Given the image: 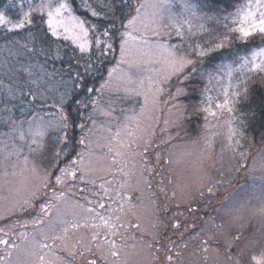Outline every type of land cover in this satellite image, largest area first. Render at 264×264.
I'll return each instance as SVG.
<instances>
[{"label": "snow or ice", "instance_id": "6c2138e0", "mask_svg": "<svg viewBox=\"0 0 264 264\" xmlns=\"http://www.w3.org/2000/svg\"><path fill=\"white\" fill-rule=\"evenodd\" d=\"M168 3L151 0L133 7L131 0H95V5L81 0L92 17L107 21L89 24L69 0L55 7L41 0L40 20L47 25L43 36L30 30L37 13L31 4L15 21L0 10V28L13 34L28 31L25 43L5 36L0 48V264H128L135 245L127 241L136 239L132 230L143 231L142 185L151 194L150 177L172 163L159 151L172 137L154 144L157 130L166 133L179 121H188L191 107L195 115L203 114V147L211 151L219 135L212 121L234 113L251 75L264 74V0H246L223 34L187 47L184 41L195 35L191 25L185 33L187 21L171 25L181 43L164 38L171 35L163 23ZM145 8L151 13L141 11ZM185 8L191 11L193 6L185 3ZM200 31L209 32L203 26ZM61 39L66 42L63 55L59 50L51 55V44ZM236 41L255 47L235 67L217 69L230 78L221 84L220 95H203L209 91L205 86L198 104L183 103L187 83L197 72L193 65ZM112 60L116 63L109 67ZM234 72L239 74L235 78ZM219 79L216 72L207 75L209 84ZM162 102L167 109L163 121ZM223 127L225 148L240 157L237 170L246 167L247 153L239 151L244 132L235 116ZM156 183L160 192L166 191L163 179ZM137 192L140 196L134 199ZM259 211L264 213V208ZM179 215L183 213L167 219L157 215L152 222L158 250L162 229L180 230L181 222L174 218ZM201 243L207 245L206 240ZM173 244L168 237L165 264H175L180 255ZM242 260L238 255L236 264ZM243 264H264V248L253 251Z\"/></svg>", "mask_w": 264, "mask_h": 264}, {"label": "rangeland", "instance_id": "374dc122", "mask_svg": "<svg viewBox=\"0 0 264 264\" xmlns=\"http://www.w3.org/2000/svg\"><path fill=\"white\" fill-rule=\"evenodd\" d=\"M45 2L52 3L55 7L60 0H45ZM150 2L151 0H131L133 7L139 3L148 4ZM40 3L41 0H15L11 4L17 13L13 20H17L22 11H28L29 4L33 8H37V12H39L38 5ZM185 3L192 5L193 9L187 10ZM245 3L246 0H238L230 8H216L217 11L213 8V15H206L203 9L206 5L199 0H169L164 12L163 23L169 25L171 35L164 38L169 43H181L171 25L174 22L187 21L188 23L184 24L185 33H188L189 25H191V32L195 35L184 41L185 47L192 43L214 40L218 34H223L226 31L224 25H231L237 9ZM74 9L76 15L80 16L76 12L77 8L74 7ZM141 11L150 14L152 9L145 8ZM44 19L46 20L47 17L44 16ZM81 19L84 18L81 17ZM89 24L92 23L89 22ZM201 26L208 29L209 32H201ZM237 43L240 42L236 41L230 46V51L222 50L221 53L224 55L215 59L210 67L204 64L205 60H198L193 65L197 72L187 83L188 93L182 98L183 103L198 104L203 99L202 92L205 86L209 91L203 95H210L213 99L220 95L221 84L228 83L230 78L226 75V71H217V69L227 64L235 67L239 64V57L248 56L255 47L253 45V47L244 48ZM237 47L240 49H236ZM190 58L196 59L195 57ZM212 72H216L220 79L213 80L209 84L207 75ZM202 73L204 74L203 78L201 77ZM238 75L236 72L233 73L234 78ZM234 78L232 79L233 84L236 83ZM252 79H254V83H260L264 89V74L253 73L247 83ZM245 87L247 88V84ZM244 97L245 94L241 89V95L236 99L234 105L235 112H225L219 122L212 121L213 124H218L215 130L219 132V135L216 137L211 151L203 147L200 130V126L203 124V114L195 115L196 113L191 107L186 114L190 115L188 121H179L166 133L157 130L154 144H159L168 136L172 137L159 149L162 157L172 163L163 165L162 172L157 169L159 174L150 177L152 180L151 194L147 191V187L142 185L144 188V211L141 213L143 231L132 230L136 239L129 238L127 243L135 245V248L129 249L132 255L128 264H165L164 256L168 254L166 250L168 237L174 240L173 247L180 253L175 257V264H236L238 255L242 256L243 264V261H246L253 251L258 253L261 248H264V229H261L256 216H254L257 209L264 204V139L257 140L248 130L244 108L239 106L240 103H244ZM220 99L222 100L223 97L221 96ZM164 100H167L166 96ZM166 111L162 102L161 121H163ZM233 115L236 118L237 126L241 127L244 132L241 138L242 147L239 151L247 153L246 167L239 170H237L240 163L238 153L225 148L226 129L223 124ZM161 127H163L162 123ZM153 162L155 163V161ZM145 175L148 174L145 173ZM160 179L164 180L165 192L159 191L160 185L156 181ZM135 182L136 178H133L132 183L135 184ZM209 188L212 189L211 195L208 192ZM173 193H175L174 198L172 197ZM137 196H140V192L134 194V199ZM166 207L171 208L172 211L165 212ZM157 209H160L158 213ZM193 209L195 210L193 211ZM176 212L183 213V215L174 217L180 220L181 228L178 232H174L170 228L166 231L162 229L158 237L160 246L158 250V243L153 241L157 230L152 228V222L157 218V215L167 219L173 217ZM130 219L132 223L137 222L135 217ZM128 235L131 237L132 233ZM237 235H239V240L234 239ZM204 240L207 241V245L201 243ZM254 241L256 243H253ZM149 242H152L151 248L148 247ZM204 247H207V251L203 250ZM56 251L67 259V253H61L59 249ZM77 264H80V261H77Z\"/></svg>", "mask_w": 264, "mask_h": 264}, {"label": "trees", "instance_id": "16d2710c", "mask_svg": "<svg viewBox=\"0 0 264 264\" xmlns=\"http://www.w3.org/2000/svg\"><path fill=\"white\" fill-rule=\"evenodd\" d=\"M15 0H0V10H6L8 15L12 18H16V10L13 9L11 6L12 3H14ZM202 4L206 5V7H203L204 13L206 15H213L214 9L217 11L216 8H230L232 7L238 0H199ZM70 3H73V6L76 7V12L84 19H87L91 23H107L105 21L104 17H92L86 9L82 6L81 0H69ZM91 2L95 5V0H91ZM79 5V6H77ZM214 8V9H213ZM40 13L37 12L34 17V24L31 26V31L36 32L39 31L40 36H43L46 32V25L42 23L40 20ZM93 21H90V20ZM103 29L101 28V31ZM28 35V31L18 30L17 34L13 33H7L4 28H0V48H3L6 41L5 36H7L8 40H19L21 44L25 43L23 37H26ZM55 40V38H53ZM64 42L61 40H56L55 43L51 44V55H55L57 50L60 51L61 55H63V45ZM238 45H241L240 47L244 48H250L253 47L254 44H248L247 42H240L237 43ZM240 47H237L236 49H240ZM231 47L223 49L225 51H230ZM235 49V48H234ZM222 51V50H221ZM221 51L211 58L210 60H205L204 64L208 67L213 64V61L215 59H219V57L223 56L224 53H221ZM118 50L116 51L115 55L117 58ZM4 55L6 56L7 53L5 52ZM2 58V57H0ZM18 59H23L26 61V57H19ZM116 62L115 60H112V64ZM110 64V65H112ZM108 65V66H110ZM51 66V65H50ZM7 83V81H5ZM245 101L244 103H240L239 106L243 107V111L246 115V123L248 130L253 134V136L258 139H264V89L263 86L256 82L254 83V79L247 83V94L245 95ZM51 103V101H49Z\"/></svg>", "mask_w": 264, "mask_h": 264}, {"label": "clouds", "instance_id": "9594fccd", "mask_svg": "<svg viewBox=\"0 0 264 264\" xmlns=\"http://www.w3.org/2000/svg\"><path fill=\"white\" fill-rule=\"evenodd\" d=\"M261 208H264V204H262L261 207L257 209L256 213H254V216H256L257 223L260 225L261 229H264V213L259 211Z\"/></svg>", "mask_w": 264, "mask_h": 264}]
</instances>
